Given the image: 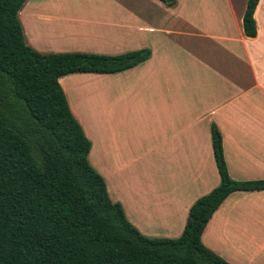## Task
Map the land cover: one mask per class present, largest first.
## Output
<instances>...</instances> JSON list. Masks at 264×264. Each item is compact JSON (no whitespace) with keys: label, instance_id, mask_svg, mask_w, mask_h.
Returning a JSON list of instances; mask_svg holds the SVG:
<instances>
[{"label":"crops","instance_id":"1","mask_svg":"<svg viewBox=\"0 0 264 264\" xmlns=\"http://www.w3.org/2000/svg\"><path fill=\"white\" fill-rule=\"evenodd\" d=\"M247 1L27 0L18 13L41 53L150 50L117 74L59 80L91 142L89 164L145 237L178 238L192 204L219 185L212 126L230 177L264 180V0L253 38ZM201 242L229 264H264V190L232 193Z\"/></svg>","mask_w":264,"mask_h":264},{"label":"trees","instance_id":"2","mask_svg":"<svg viewBox=\"0 0 264 264\" xmlns=\"http://www.w3.org/2000/svg\"><path fill=\"white\" fill-rule=\"evenodd\" d=\"M26 1L0 0V264H229L202 244L201 235L232 193L262 191L264 180L230 177L221 134L212 126L219 185L192 204L178 238L141 235L89 164L91 142L59 80L117 74L144 63L150 50L38 52L26 44L18 18ZM258 1L248 0L243 15L250 38Z\"/></svg>","mask_w":264,"mask_h":264},{"label":"water","instance_id":"3","mask_svg":"<svg viewBox=\"0 0 264 264\" xmlns=\"http://www.w3.org/2000/svg\"><path fill=\"white\" fill-rule=\"evenodd\" d=\"M201 218V217H200Z\"/></svg>","mask_w":264,"mask_h":264}]
</instances>
